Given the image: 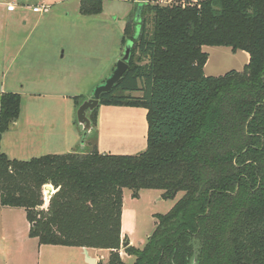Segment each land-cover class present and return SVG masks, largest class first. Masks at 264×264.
I'll return each instance as SVG.
<instances>
[{
  "label": "trees",
  "instance_id": "1",
  "mask_svg": "<svg viewBox=\"0 0 264 264\" xmlns=\"http://www.w3.org/2000/svg\"><path fill=\"white\" fill-rule=\"evenodd\" d=\"M129 1L143 5L123 32L132 57L101 104L146 108L147 148L102 153L95 133L88 151L29 160L0 152L1 205L24 209L40 244L106 249L99 264H129L120 254L124 190L184 192L157 215L143 249L125 248L132 264H264V0ZM102 11V0H80L83 15ZM204 46L244 50L249 62L207 76ZM20 112L21 94L0 95V140Z\"/></svg>",
  "mask_w": 264,
  "mask_h": 264
},
{
  "label": "rangeland",
  "instance_id": "2",
  "mask_svg": "<svg viewBox=\"0 0 264 264\" xmlns=\"http://www.w3.org/2000/svg\"><path fill=\"white\" fill-rule=\"evenodd\" d=\"M102 1L103 11L99 14L83 15L80 12V0H70L54 3L46 13L31 16L26 31L42 18L31 38V41L40 44L38 50H34L36 58L33 61L39 66L46 59H51L52 72L48 71L47 79L41 80L39 69L29 70L26 78L33 79L25 84L26 89L20 88L22 84L19 83V89L13 91L23 93L24 108L18 118L20 123L16 127L13 124L14 127L12 125L2 134L0 152L21 160L49 153L47 149L41 150L40 145L52 136L42 137L50 129V122H58L63 128L65 120L70 125L72 120L79 131L77 109L123 58L126 43L130 41L128 39L125 44L122 43L123 32L137 10L136 5L129 0ZM188 1L195 3V0ZM149 28H152L151 24ZM46 43L52 46V52L43 50L46 49ZM203 50L209 54L204 68L207 76L219 77L233 70L243 71L250 58L248 52L234 51L228 46H204ZM133 94L142 96L141 92ZM75 96L79 99H74ZM107 108L103 105L100 109L105 112ZM134 110L139 114L126 109L114 110L112 115L105 114L101 125V128L104 127L101 130V142L113 144L116 149L111 153L136 154L147 148V137L141 133L143 126L146 128L145 123H148L147 109L140 107ZM93 114V111L88 112L90 118H93ZM98 131L99 128L93 126L83 142L84 132L80 129L75 151H88L89 142L94 140L92 137L95 133L98 144ZM141 138L145 145L133 149L135 140ZM29 140L42 142L34 145ZM99 148L103 151L102 147ZM162 194L161 190L144 189L135 198L130 189L124 190L123 230L132 246L138 249L146 246L157 227V215L168 213L184 192H179L175 199L163 198ZM30 229L27 212L23 208L3 207L0 202V264H89L80 247L40 244L38 238L31 235ZM125 248L121 247L120 254L127 263L132 264L135 257L130 256ZM90 251L98 264L107 262L109 250L90 248Z\"/></svg>",
  "mask_w": 264,
  "mask_h": 264
},
{
  "label": "crops",
  "instance_id": "3",
  "mask_svg": "<svg viewBox=\"0 0 264 264\" xmlns=\"http://www.w3.org/2000/svg\"><path fill=\"white\" fill-rule=\"evenodd\" d=\"M16 2L17 8L15 11H9L7 9V5L10 2ZM70 0H0V95L4 92H13L19 89V83L22 84L20 88H23L25 84L32 80L33 78H26V73L29 70L39 69L41 73V80L47 79L45 77L49 76V72H52V60L48 58L46 59L45 63L36 66V62H34V50H38L40 47L39 42L31 41L32 35L37 28L38 24L41 22L42 18L36 20L35 23L32 24L31 28L26 31V27L28 25V21H30L31 16L34 15H41V13H35L32 10V6L37 5L38 3H45L50 8V5L56 3H66ZM47 12V11H46ZM43 12V13H46ZM42 13V14H43ZM44 16V15H43ZM26 48H29L26 51ZM48 52H52L53 48L49 44L46 43V49ZM48 62V63H47ZM51 64V65H50ZM50 67V68H49ZM10 77V78H9ZM15 87V88H14ZM18 87V88H16ZM26 87H24V90ZM19 91V90H18ZM22 91V90H20ZM21 93V92H20ZM23 93H21V113L23 111ZM103 104H100L98 108L97 114V123L96 127L99 128L100 134L98 137V149L100 152H107L110 153L115 150L113 148V144L107 143L102 144L101 140L103 137L104 127L101 128L102 120L105 119V114H110L114 112V110L118 109H126L132 113H138V111L134 110L140 107H130V106H112L106 105L108 111L103 112L100 108ZM143 108V107H141ZM20 123L17 121L14 123L15 127ZM41 124V123H40ZM13 125V127H14ZM63 128L61 124L58 122H50L49 123V130L47 134L43 135L42 137H47L48 135H52L49 139L46 138V143H43V139L41 140H29V142H34L33 144H39L42 142L41 150L47 149V154H64L75 151V146L77 145V141L79 139V131L75 128L74 122L71 120V125L68 120H65L63 123ZM103 126V125H102ZM41 127H44L41 125ZM145 127L141 129V133L144 134V137H148V123H145ZM98 131V132H99ZM145 132L147 136H145ZM144 139V138H143ZM2 140V138H1ZM147 140V138H146ZM44 144V145H43ZM134 148H141L144 146V142L141 139L138 141L135 140ZM100 147L103 151L100 150ZM105 149V150H104ZM132 149V150H133ZM120 151V150H117ZM127 151V150H125ZM129 151V150H128ZM131 152V151H130ZM10 158V157H9ZM122 237L125 239V234L123 230V217H122ZM132 242H130L131 244ZM83 250V248H81ZM89 252L90 248H88ZM101 250V249H100ZM97 259V258H96ZM98 264V260H97Z\"/></svg>",
  "mask_w": 264,
  "mask_h": 264
},
{
  "label": "water",
  "instance_id": "4",
  "mask_svg": "<svg viewBox=\"0 0 264 264\" xmlns=\"http://www.w3.org/2000/svg\"><path fill=\"white\" fill-rule=\"evenodd\" d=\"M142 13H143V5L140 4L135 14V20L137 22H140ZM139 30L140 27L138 26L137 34ZM133 47H134V41L130 39V41L126 43V50L124 52L123 58H121L118 61L113 72L101 84L96 86L91 96L88 99L84 100L81 103V105L78 107L76 115H77V121L80 125V129L83 130L84 132V136L82 139L83 142L85 141L86 135L91 130H93V124L90 117L88 116V112L94 111L95 109L99 108L103 94L112 91L115 85L122 79L123 75L129 68V62L132 57ZM49 188L50 187H47L46 189L47 194L49 193ZM129 245H130V241L126 240L122 246L127 247ZM83 250L87 258V262L89 264H97V259L90 255L88 248L84 247ZM193 264H197V257H195Z\"/></svg>",
  "mask_w": 264,
  "mask_h": 264
},
{
  "label": "built area",
  "instance_id": "5",
  "mask_svg": "<svg viewBox=\"0 0 264 264\" xmlns=\"http://www.w3.org/2000/svg\"><path fill=\"white\" fill-rule=\"evenodd\" d=\"M197 0H195L196 2ZM187 2H189L188 0H156V3L161 4V5H173V4H186ZM17 8V3L14 2H10L7 5V9L9 11H15ZM48 5L45 3H40L37 5L32 6V10L35 13H43L46 12L48 10Z\"/></svg>",
  "mask_w": 264,
  "mask_h": 264
}]
</instances>
